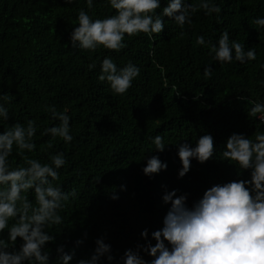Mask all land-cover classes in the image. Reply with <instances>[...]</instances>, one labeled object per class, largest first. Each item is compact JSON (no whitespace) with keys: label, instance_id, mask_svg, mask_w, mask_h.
Segmentation results:
<instances>
[{"label":"trees","instance_id":"obj_1","mask_svg":"<svg viewBox=\"0 0 264 264\" xmlns=\"http://www.w3.org/2000/svg\"><path fill=\"white\" fill-rule=\"evenodd\" d=\"M215 2L222 9L219 22L216 14L209 17L200 11L192 24L180 29L163 17L166 26L152 39L143 33L126 35L127 47L119 53L103 48L88 53L72 48L70 41L78 11L88 10L86 0L73 5L65 0H0V92L11 97L4 126L34 120L37 147L26 154L45 163L49 153L64 152L68 164L59 170L57 183L65 192L74 188L78 194L60 213L63 224L52 229L56 240L47 247L53 264L59 245H65L66 252L75 249L70 264H77L90 257L101 236L112 245L116 264L126 249L145 243L144 229L151 239V232L162 226L169 207L162 201L165 190L189 193L191 205L213 184L249 178L247 171L237 177L236 167L219 155L233 132L254 139L257 131H264L259 120L248 118L250 105L240 99H264V30L258 32L252 25L255 17H264V0ZM164 6L167 0L158 11ZM93 12L94 18H103L114 10L96 0L89 14ZM226 29L230 40L256 50L255 61L222 67L212 60L209 48L196 44L200 35L216 43ZM106 56L118 67L131 62L141 69L123 96L111 95L108 85L98 80L100 61ZM93 62L97 67L89 71ZM208 64L213 69L210 78L204 75ZM51 105L57 111L67 109L72 117L71 144L41 135L59 123L45 110ZM206 133L214 137L218 158L203 164L192 160L190 171L179 178L182 164L174 144L187 140L195 146V139ZM157 135L173 143L164 152L153 150L151 138ZM153 155L168 167L149 178L142 168ZM11 159L13 167L24 164L15 152ZM113 193L119 199H111ZM85 232L87 239L77 247L75 241L84 239ZM19 242L18 237L17 246ZM101 264H108L106 257Z\"/></svg>","mask_w":264,"mask_h":264},{"label":"clouds","instance_id":"obj_2","mask_svg":"<svg viewBox=\"0 0 264 264\" xmlns=\"http://www.w3.org/2000/svg\"><path fill=\"white\" fill-rule=\"evenodd\" d=\"M73 5L76 0H65ZM105 6L114 10L113 14L103 18H94L89 14L96 7V0H86L87 9L81 8L72 25L70 33L72 48L95 53L103 48L119 53L127 47L125 36L135 37L141 33L149 39L163 32L168 17L180 29L192 24V18L198 12L217 16L219 22L221 7L215 0H167V6L161 10L162 0H103ZM253 28L264 30V17L252 20ZM184 33L181 32V35ZM196 44L209 48L212 60L220 66L235 62L248 64L255 61L254 48L245 50L244 44L230 40L229 30H224L216 43L206 41L203 35L196 38ZM204 67V75L212 76L213 69ZM88 70L97 67L90 63ZM141 69L129 62L118 67L111 56L100 61L98 80L108 85L111 95L123 96L132 87ZM179 94V93H178ZM247 100L246 109L249 119L259 120L264 125V99ZM11 97L0 92V264H53L50 259L49 242H55L56 233L52 229L64 222L60 214L70 199L77 197L76 189L65 192L57 182L59 170L68 164L64 152L49 153L48 162L30 158L26 153L36 151L35 137L38 125L32 119L26 124L16 122L4 126L9 119ZM54 123L46 127L41 135L59 138L65 144L75 139L71 131L72 117L68 110L57 111L56 106H47ZM178 141L177 156L182 167L178 177L183 178L191 169L192 160L205 163L218 158L214 137L206 133L195 139V146L187 140ZM153 150L164 152L167 145L164 138L157 135L151 138ZM52 147V144H49ZM23 159L24 164L13 167L14 155ZM219 159L227 161L237 169V177L243 172L249 173L247 179H233L216 183L208 187L201 197L189 205V193H180L178 189L165 190L162 201L169 205L162 220V226L151 232L141 233L145 243H137L128 248L119 257L116 264H264V131H257L254 139L244 133L233 132L224 142ZM168 167L156 155L147 158L142 168L149 178ZM123 190L125 186L121 185ZM111 199H119L115 193ZM77 239V247L87 239ZM20 238L17 246V238ZM156 243L153 245L152 241ZM95 249L87 259L77 264H101L107 258L113 264L112 245L101 236L95 240ZM54 264H70L75 249L65 251V245H59ZM145 256L151 257L146 259Z\"/></svg>","mask_w":264,"mask_h":264}]
</instances>
